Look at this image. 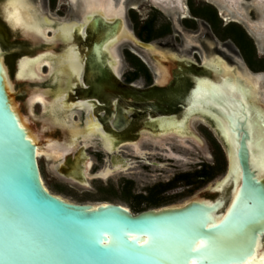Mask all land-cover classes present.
<instances>
[{
    "label": "flooded vegetation",
    "instance_id": "obj_1",
    "mask_svg": "<svg viewBox=\"0 0 264 264\" xmlns=\"http://www.w3.org/2000/svg\"><path fill=\"white\" fill-rule=\"evenodd\" d=\"M30 1L53 21L46 24L51 28L49 34H53L61 23L75 22L72 44L82 61L80 75H72L70 88L64 92L65 106L56 113L66 120L67 125H75L79 129L76 141L77 144L81 142L75 150L70 148L54 165L61 177L65 178L59 173L60 169L72 170L76 158L82 161L83 153L79 146L84 145L85 152L91 155L87 150L88 144L95 145L92 153L95 161L90 156V169L100 160L107 163L104 169L95 172L104 170L108 172L107 176L99 174L93 179H103L117 172L130 173L137 162L144 172L153 170L165 175L144 185L139 197L146 201L161 202L166 195L175 196L181 184L190 186L195 181L202 182L223 167L226 168V176L230 170V145L210 114L195 113L184 129H178L171 123L188 110L196 80L211 74L210 60H224L236 69L247 70L253 77L264 75V67L257 68V63L264 61V0H125L122 15L110 19L97 13L86 15L87 0ZM58 2L60 14L58 18L52 17L48 10L56 7ZM115 4L118 5V0ZM144 4L148 9L141 12ZM248 6H252L249 11L256 9L259 12V18L248 16ZM96 19L104 24L94 26ZM230 24L239 25L251 40V53L256 62L250 63L232 37H224ZM121 27L129 30L132 36L116 41L112 45L114 56H110L105 52V46ZM13 34L0 13V46L13 50L5 56V61L15 75L19 60L41 53L49 54L47 50L50 47L41 45L53 44L52 41L38 43ZM57 48L60 52L65 50L66 43L61 41ZM96 50L99 62L97 57H92ZM163 55L168 59L161 60L164 64L169 63L170 68L165 83L161 81L164 64L157 61V57ZM47 59L52 65L56 63L49 56ZM44 68L48 70L47 64ZM58 78L54 73L41 80L42 83L32 85L30 90L42 87L55 92ZM263 86L264 79L259 83L262 96ZM36 104L41 105V102ZM89 109L106 136L97 132L91 137H83ZM45 113L44 117L53 115L49 103ZM72 114L79 115V121H72ZM194 117H198L202 133L193 130ZM193 143L199 147L202 159H198L194 169L180 171L179 161L193 162L195 159L181 154L179 148L194 151ZM169 168L174 171L163 174L162 170ZM120 184L123 191H128L134 186V181L130 176L124 177Z\"/></svg>",
    "mask_w": 264,
    "mask_h": 264
},
{
    "label": "water",
    "instance_id": "obj_2",
    "mask_svg": "<svg viewBox=\"0 0 264 264\" xmlns=\"http://www.w3.org/2000/svg\"><path fill=\"white\" fill-rule=\"evenodd\" d=\"M12 51L0 46V264H234L253 254L258 238L264 242V176L250 165L243 120L236 127L238 193L217 222L211 214L223 211L231 186L220 209L217 194L136 213L120 203L94 206L51 192L38 161L41 142L20 123L15 107L32 90L10 86L15 74L5 56ZM79 147L78 169L59 173L89 186L99 173H90V156ZM201 240L204 246L190 251Z\"/></svg>",
    "mask_w": 264,
    "mask_h": 264
},
{
    "label": "bare ground",
    "instance_id": "obj_3",
    "mask_svg": "<svg viewBox=\"0 0 264 264\" xmlns=\"http://www.w3.org/2000/svg\"><path fill=\"white\" fill-rule=\"evenodd\" d=\"M124 3L125 0H118V5L115 4V0H87L86 15L97 13L106 19L118 17L122 15ZM220 10L222 11V7ZM0 13L11 27L15 37L30 39L38 43L43 41H52L53 43L41 45V47H50L47 50L49 54L41 53L34 57H24L18 61L16 75L10 86L13 87L21 82L26 87V91H29L32 85H36L38 82L42 83L41 80L57 73L59 81L56 93L42 87L34 89L26 99H19L15 102V107L19 113L20 123L29 129V135L33 140L41 142L37 148L38 157L61 158L68 153L70 148L73 150L77 145L76 137L80 132L75 125H67L66 120L56 114L59 109L61 110L65 106L66 95L64 92L70 88L72 77L79 76L82 70V61L72 44L75 22L61 23L57 30H53L52 36H49L48 31L51 28L46 24H51L53 21L45 13L37 10L30 0H2ZM13 13H18L19 24L9 19ZM233 19L236 17L234 16ZM126 36H132V33L125 27H121L120 32L106 44L105 52L114 56L112 45ZM61 41L66 43V48L60 52L55 47ZM47 56L50 59H55L56 63L52 65ZM164 58L168 59L166 55L161 58L157 57L158 64H164L161 60ZM45 64L48 66V71L46 74H42ZM168 65L169 63H165L162 66L161 81L164 83L167 80V74H169ZM208 65L211 68V74L196 80L188 110L181 113L177 120L171 124H175L178 129H184L192 115L197 112L208 113L215 119L217 127L230 145L231 176H224L215 185L209 186L205 190L206 193L219 194L218 207L220 209L225 206L227 187H233L223 211L219 215H217L219 211L211 214L212 221L217 222L228 212L238 193L240 167L236 158L239 143L236 127L239 126L241 120L244 121V126L248 131L247 145L250 165L258 177L264 176V103L261 101L262 90L259 87L264 75L253 77L247 70L236 69L224 60L216 62L212 59ZM38 101L41 102L43 110H46L47 103H49L53 115L36 116L33 106ZM89 110L87 129L83 137H91L97 132L106 136L101 125L92 116L91 109ZM70 138H72L73 144H71ZM106 146L109 148L108 141ZM106 170L111 172L110 168H106ZM107 173L103 170L99 174L107 176ZM199 196L203 197V194ZM97 204L99 203L93 205ZM245 260H249V264H264V242L260 238L257 240L253 254L247 256L243 261ZM243 261L234 264H243Z\"/></svg>",
    "mask_w": 264,
    "mask_h": 264
},
{
    "label": "rangeland",
    "instance_id": "obj_4",
    "mask_svg": "<svg viewBox=\"0 0 264 264\" xmlns=\"http://www.w3.org/2000/svg\"><path fill=\"white\" fill-rule=\"evenodd\" d=\"M59 8V2L57 6L48 10V12L52 15V17H57L60 14L57 9ZM252 6L247 7L248 16L251 18L255 17L259 18V12L255 9V11H249ZM140 9V8H139ZM148 9L147 4H144V7L141 9V12H146ZM95 25H103L104 23L100 19H96L94 21ZM52 34H49V36ZM98 51L96 50L93 53V58L97 57V61L99 62ZM234 65V64H233ZM47 69L43 68L42 74L47 73ZM264 87V86H263ZM263 89V88H262ZM21 100V99H20ZM261 101L264 103V96L261 98ZM34 113L36 116H45V110L39 104H35L33 106ZM71 120L74 122L79 121V115L74 116L71 115ZM193 130L196 133H202L203 129L198 123V117H194L192 121ZM81 143V142H79ZM79 143L74 147L75 150ZM194 147V151H188L184 148H179V152L184 154L185 156H193L195 160L193 162L188 161H179L178 162V169L188 170L194 169L198 164V159H202L201 153L199 152V147L195 143L192 145ZM95 145L88 144V152L91 153L92 161H95V158L92 153H94ZM61 158H54V157H39V165L41 169L42 179L44 181L45 186L53 193L58 194L70 201L77 202V203H102V202H113V203H120L127 207H129L133 212L135 211V206L140 205L144 209L153 208V207H160L161 205H169V204H180L184 203L188 199L198 197L199 195L203 194L206 197H214L216 193H206V189L209 186L215 185L220 179L225 176L226 168L223 167L221 171L215 172L213 177L206 178L202 180V182L195 181L193 185L186 186L181 184L178 188V193L174 196L166 195L165 198L156 204H148L149 201L142 200L139 197V193L143 191L144 185L148 183H152L153 181L157 180L161 175L159 173H154L153 170H150L149 173L144 172L140 169V163L137 164L131 169L130 173L126 172H117L113 173L112 175L105 177L103 179L100 178H89V186L79 185L77 183H73L72 181L61 177L57 171L55 170L54 165L60 160ZM106 162L100 160V162H95L90 169V172L94 174L97 170L104 169L106 166ZM75 168L78 169L76 164L73 165ZM170 171H174L173 169L169 168L168 170H162L163 174H167ZM154 174H153V173ZM131 177L134 181V186L131 187V190L123 191L121 186V181L124 177ZM200 197V196H199ZM140 203L138 204V202Z\"/></svg>",
    "mask_w": 264,
    "mask_h": 264
},
{
    "label": "trees",
    "instance_id": "obj_5",
    "mask_svg": "<svg viewBox=\"0 0 264 264\" xmlns=\"http://www.w3.org/2000/svg\"><path fill=\"white\" fill-rule=\"evenodd\" d=\"M214 19V14H211V20ZM225 36H229L232 37L234 39V41H236L241 48L243 49V51L245 52V55L247 56L248 60L250 61V63H254L256 62V60H253V55H252V42L251 40L247 37V35L245 34L244 30L237 24H230L227 27L226 33L224 35ZM150 38V37H149ZM264 67V61L261 63L260 61L257 63V68H263ZM213 174H210L208 176V178L213 177ZM140 203V201L138 202V204ZM158 203L157 201L151 200L149 201L148 204H156ZM135 211L136 212H140L142 210H144L143 207H141L140 205L135 206Z\"/></svg>",
    "mask_w": 264,
    "mask_h": 264
},
{
    "label": "snow or ice",
    "instance_id": "obj_6",
    "mask_svg": "<svg viewBox=\"0 0 264 264\" xmlns=\"http://www.w3.org/2000/svg\"><path fill=\"white\" fill-rule=\"evenodd\" d=\"M9 19L14 20L17 24L20 23L18 13H13L12 15L9 16ZM212 225H209L211 227ZM147 243V241H145ZM204 246V242L201 240L200 243H197L194 248H191L190 251H197L198 249L202 248ZM250 259V258H249ZM243 264H249V260L243 261Z\"/></svg>",
    "mask_w": 264,
    "mask_h": 264
}]
</instances>
